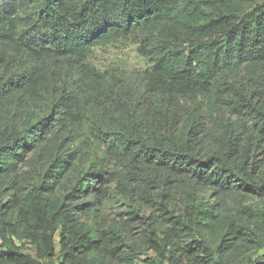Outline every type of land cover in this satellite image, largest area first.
<instances>
[{
	"label": "trees",
	"instance_id": "16d2710c",
	"mask_svg": "<svg viewBox=\"0 0 264 264\" xmlns=\"http://www.w3.org/2000/svg\"><path fill=\"white\" fill-rule=\"evenodd\" d=\"M0 264H264V0H0Z\"/></svg>",
	"mask_w": 264,
	"mask_h": 264
},
{
	"label": "rangeland",
	"instance_id": "374dc122",
	"mask_svg": "<svg viewBox=\"0 0 264 264\" xmlns=\"http://www.w3.org/2000/svg\"><path fill=\"white\" fill-rule=\"evenodd\" d=\"M136 36L130 39L114 40L103 46L95 48L89 61L99 69L140 70L149 66L146 59L137 52Z\"/></svg>",
	"mask_w": 264,
	"mask_h": 264
}]
</instances>
